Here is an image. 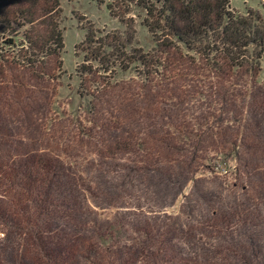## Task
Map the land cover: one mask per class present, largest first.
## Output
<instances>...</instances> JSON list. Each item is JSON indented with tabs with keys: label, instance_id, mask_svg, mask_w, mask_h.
Instances as JSON below:
<instances>
[{
	"label": "rangeland",
	"instance_id": "1",
	"mask_svg": "<svg viewBox=\"0 0 264 264\" xmlns=\"http://www.w3.org/2000/svg\"><path fill=\"white\" fill-rule=\"evenodd\" d=\"M109 1L61 2L59 58L0 60V264H264V57L158 53L130 7L147 65L109 75L75 54L89 25L125 31Z\"/></svg>",
	"mask_w": 264,
	"mask_h": 264
},
{
	"label": "trees",
	"instance_id": "2",
	"mask_svg": "<svg viewBox=\"0 0 264 264\" xmlns=\"http://www.w3.org/2000/svg\"><path fill=\"white\" fill-rule=\"evenodd\" d=\"M62 1L0 0V60L5 61L10 52L14 63L34 69L59 58ZM114 2L109 1L107 10L125 31L104 33L89 25L83 42L75 47V54L76 49L89 53L91 61L109 75L126 72L132 65H147L150 54L132 47L135 31L126 21L130 7L144 12L141 25L158 53L184 50L214 71L222 66L256 69L264 57V20L252 9L237 13L229 0H120L119 12ZM111 60L112 64H102Z\"/></svg>",
	"mask_w": 264,
	"mask_h": 264
}]
</instances>
